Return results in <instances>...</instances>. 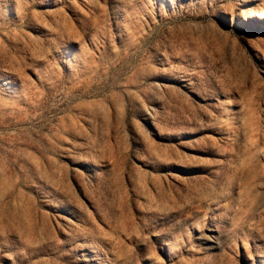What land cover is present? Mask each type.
Masks as SVG:
<instances>
[{
  "label": "rangeland",
  "instance_id": "1",
  "mask_svg": "<svg viewBox=\"0 0 264 264\" xmlns=\"http://www.w3.org/2000/svg\"><path fill=\"white\" fill-rule=\"evenodd\" d=\"M0 264H264V0H0Z\"/></svg>",
  "mask_w": 264,
  "mask_h": 264
}]
</instances>
